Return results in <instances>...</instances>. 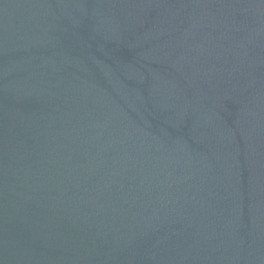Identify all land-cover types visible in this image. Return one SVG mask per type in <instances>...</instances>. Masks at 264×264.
Segmentation results:
<instances>
[{
  "label": "water",
  "instance_id": "1",
  "mask_svg": "<svg viewBox=\"0 0 264 264\" xmlns=\"http://www.w3.org/2000/svg\"><path fill=\"white\" fill-rule=\"evenodd\" d=\"M0 264H264V0H0Z\"/></svg>",
  "mask_w": 264,
  "mask_h": 264
}]
</instances>
